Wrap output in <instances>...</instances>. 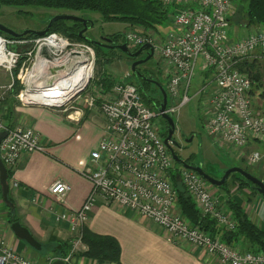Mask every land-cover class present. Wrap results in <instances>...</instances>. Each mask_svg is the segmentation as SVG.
<instances>
[{
	"label": "built area",
	"instance_id": "1",
	"mask_svg": "<svg viewBox=\"0 0 264 264\" xmlns=\"http://www.w3.org/2000/svg\"><path fill=\"white\" fill-rule=\"evenodd\" d=\"M156 1L165 10L175 8L170 17L174 30L164 35L161 44L134 32H128L124 40L127 46L135 49L150 45L152 56H157L166 66L168 81L164 113L173 118L195 96L208 95L206 101L202 98L205 102L203 123L212 143L225 147L229 155L247 166L264 169V113L261 106H255L250 95L252 82L249 75L238 68L248 59L264 61V27L232 40L228 19L230 0ZM190 3L196 4L197 8H180ZM26 44L31 45L28 52L11 49L13 45ZM21 57L25 60L17 77L21 79L22 88L15 97L19 105L42 106L66 113L68 108L72 109L70 104L75 97H79L89 84L95 51L91 45L71 41L59 33H47L32 40H12L0 35V76L10 79L7 85L0 84V109L12 89L13 73ZM198 60L201 71L209 70L212 75L189 97ZM26 65L30 67L25 69ZM80 65L89 70V77L71 98L55 102L58 101L56 98L46 97L43 89L50 88L61 71H74ZM40 66L41 71L33 74V70L40 69ZM93 96L87 106L97 109L105 118L106 135L90 153L89 166L80 172L91 184L85 202L76 211L55 216L57 222H68L73 233L70 252L63 259L65 264L79 251L82 228L98 198L147 218L172 237L217 257L222 264H264L263 253L241 252L212 238L177 211V194L171 173L177 174L203 216L226 230L235 228L230 214L224 210L219 197L208 189V184L194 171L173 161L154 123L155 118H161L158 110H151L144 104L134 84L116 81L110 92L102 97ZM1 113L0 132L5 131L6 136L0 142V159L8 171L15 167L22 154L40 152L43 147L32 130L7 128ZM253 143L262 145L263 150L251 149ZM169 145L171 147L172 142ZM68 191V185L61 181L53 182L48 188L49 195L59 204L63 203ZM0 264L33 263L15 254L0 239Z\"/></svg>",
	"mask_w": 264,
	"mask_h": 264
},
{
	"label": "crops",
	"instance_id": "2",
	"mask_svg": "<svg viewBox=\"0 0 264 264\" xmlns=\"http://www.w3.org/2000/svg\"><path fill=\"white\" fill-rule=\"evenodd\" d=\"M115 60L125 61L114 58L110 64ZM206 71L200 70L203 79ZM121 72V82H128L132 78L129 68L123 67ZM107 77L116 82L104 71V76L101 74L100 81L98 80L100 97L110 92V85L104 81ZM206 81L208 80L204 79L201 82ZM8 104L11 113L3 119L4 124L10 128L22 127L32 130L43 147V151L22 154L15 167L8 170L9 195L12 200V207L8 208L13 210L12 213L18 222L30 232L41 249L37 251L29 247L13 234L11 224L8 223V205L3 201L1 193L0 239L15 254L36 264H51L58 259L57 252L63 251L61 248L55 251V244L66 243L70 252V242L73 239L69 223L57 222L55 216L76 211L85 202L91 184L80 172L89 166L90 153L105 138L106 121L99 112L76 110L62 113L38 106L22 107L14 101ZM259 106L262 107L261 102ZM251 149L263 150V146L253 143ZM228 156L236 160L233 155ZM55 181L64 182L69 187L62 204L56 202L48 193L49 186ZM210 189L224 204L225 192L212 185ZM238 189V185L229 186L231 197L244 209L249 220L264 231L262 196L252 194L248 189ZM224 210L229 213L225 204ZM177 211L179 212L178 208ZM85 226L96 235L109 236L117 241L120 250L119 264H222L217 257L208 255L184 240L172 237L147 218L118 205L108 204L101 198L93 205ZM241 247L245 248L243 244ZM86 249L82 243L68 264H96L95 261L79 255Z\"/></svg>",
	"mask_w": 264,
	"mask_h": 264
},
{
	"label": "trees",
	"instance_id": "3",
	"mask_svg": "<svg viewBox=\"0 0 264 264\" xmlns=\"http://www.w3.org/2000/svg\"><path fill=\"white\" fill-rule=\"evenodd\" d=\"M3 6L12 8L34 7L45 10H58L74 13L80 11H89L97 13L103 22L123 23L131 27H140L145 31L148 30L154 32H158L159 27L170 23V17L173 14L170 9H163L160 3H158L156 0H0V8ZM243 13L246 19V23L244 25L245 28L249 29L253 26L264 27V0H248ZM234 20L237 22L235 18ZM236 24L238 25V22ZM82 27V24L79 22L59 20L52 24L48 34L59 33L72 41L85 42L93 47L96 59H102L105 64H110L114 57L110 55L111 52L108 53L104 52L103 50L109 48L92 45L90 42L78 37V33ZM0 35L12 40H32L37 38V36L32 34H27L19 38H11L10 36L1 32ZM119 36V34L111 35L108 38L114 42V44H118ZM123 43L124 42H122V44ZM11 49L20 53H25L31 49V45H13ZM137 49L138 48L134 50ZM24 60L25 58L21 57L18 61L16 69L14 70L13 86L10 91L11 96H15L22 88L20 80L17 78V73ZM238 68L241 72L249 75L252 82L250 95L252 96L255 91L258 92V98L262 104L261 109L264 113V86L261 85L260 82L261 76L256 69V61H244L239 65ZM136 70L141 76L146 75L147 79L142 80L140 78H136L135 75L132 74V78L128 81V83L134 84L137 87L142 101L147 107L154 111L158 110V107L161 103V95L159 93L158 87L152 81L157 82L162 86L160 78L157 76L155 77L153 71L150 69L141 70L140 68H136ZM147 71L149 73L144 74V72L147 73ZM204 75V79L207 80L208 78H211L212 72L206 71ZM105 82H107L109 85H112L113 80L107 77ZM4 101L0 109L2 112L1 117L3 116V118L11 113V111L9 112L10 105L8 104V101ZM5 125L10 129L9 125ZM184 161L187 164L196 166L192 163L191 155L188 156ZM197 165L199 166V164ZM237 166L239 167V165ZM242 169L250 173L248 168L243 167ZM223 172L224 171H222L221 176ZM9 178L10 172L7 171V183L9 182ZM260 180L264 182V179ZM171 181L177 194L176 206L180 214L193 226L208 233L212 238L219 239L235 248L239 247V249L242 251L264 254V231L256 227L249 220L244 209L233 197H231L229 190V186L238 185L239 189H248L252 194L258 195L253 184L235 173L231 174L222 186L217 187L218 190L224 191L226 194V197L224 198V204L235 224L234 230L229 231L218 226L214 220H211L200 213L187 190L180 183L176 173H171ZM7 198L10 203H12L10 195H8ZM8 207L9 206H7V208ZM8 210V223L11 224L15 221H18V219L12 213L13 210L10 208H8ZM82 243L87 249L79 255L95 261L96 264H119L120 250L119 245L114 238L96 235L90 232L88 228L84 226L82 228ZM241 244H243L245 248H242ZM59 248H61L63 251L57 252V257L58 259H63L69 252V249H67L68 246L66 243L59 242L55 244V251Z\"/></svg>",
	"mask_w": 264,
	"mask_h": 264
},
{
	"label": "rangeland",
	"instance_id": "4",
	"mask_svg": "<svg viewBox=\"0 0 264 264\" xmlns=\"http://www.w3.org/2000/svg\"><path fill=\"white\" fill-rule=\"evenodd\" d=\"M248 0H230L231 8L228 14L229 19V36L232 40L243 37L244 35L250 34L255 29L261 28V26H253L245 28L244 25L246 23L245 15L243 11L245 10L246 4ZM180 8H197L196 4L190 3L186 5H181ZM170 11L175 12L173 7H170ZM55 15H72L75 17H79L85 20H88V29L84 32L83 36L93 42H99L105 37H110L111 35H120L118 38V44L125 43L124 36L128 32L138 33L139 35L146 36L147 38H151L153 43L161 44L164 35L170 31H173L172 22L167 23L165 26L159 27L158 32L154 31H145L140 27H131L123 23L117 22H103L100 16L97 13L89 12V11H80V12H63V11H54V10H45L41 8L34 7H23V8H12V7H1L0 8V24L5 26L6 28L12 30L16 33L21 32H30V31H40L43 30L48 21ZM237 20V22L234 20ZM236 35V36H235ZM72 41V40H71ZM130 50H134L135 47L128 46ZM104 52H111L110 55L115 59L125 60L119 62V60H115L113 64L107 65L103 63L102 59L98 60L95 57V61L92 67L91 78L89 79V84L83 90L79 97H75V99L70 104V108H68L67 112L76 111V110H85V112H99L97 109H89L87 106L90 98L96 97L100 95V87L98 82L100 81L99 77L101 74L104 76V71L107 72L108 75H111L116 81H120L123 79L122 68L130 69L132 60L128 58L125 54L117 49H103ZM146 54H142L140 56V60L144 59ZM247 61H252V59H248ZM30 65H26V68H29ZM201 62L197 61L194 76L192 80V86L188 93L189 97H192L196 91H198L202 87V82L204 79L200 74ZM145 68L153 71L155 77L160 78V82L163 88L166 87L168 77H167V69L164 63L156 56H152L150 60L145 63ZM256 69L259 72L261 79V85L264 86V61H256ZM159 71V72H158ZM157 72V73H156ZM18 78V77H17ZM210 79V78H208ZM207 79V80H208ZM20 83H21V79ZM99 80V81H98ZM131 80V79H130ZM105 81V80H104ZM10 82L8 76L1 75L0 76V84L7 85ZM115 83V81H113ZM112 83V85H113ZM102 85V84H101ZM110 85V89L112 88ZM102 90V89H101ZM19 93V92H18ZM17 93V94H18ZM16 94V95H17ZM15 96H11L10 92L6 95L5 101L8 103L14 101V103L19 104ZM255 106L260 105V100L258 98V92H254L252 95ZM207 100L208 95H198L195 96L187 103L178 114L173 115V121L176 125V140L181 147V151L177 152V155L182 160H185L188 156H192V163L198 166H201L202 170L212 178L220 179L222 171L228 169L232 166L239 165L241 168H248L251 175L258 179H264V169L250 167L245 164V162H237L232 157L228 156V151L223 146H214L212 144L211 139L207 136L204 129V107L205 102L202 100ZM4 101V102H5ZM5 111V110H4ZM2 116V120H3ZM4 122V120H3ZM154 123L157 125L160 135H162L161 130L165 125V122L161 118H155ZM186 139V140H185ZM190 139V142L188 140ZM259 147V146H256ZM227 155H226V154ZM248 153V152H247ZM229 182V181H228ZM207 183V182H206ZM208 184V183H207ZM210 189V184H208ZM237 186V185H236ZM239 190V189H238ZM212 193L213 190L210 189ZM217 196V195H216ZM263 201L264 198L262 197ZM221 203L222 200L220 199ZM224 206V204L222 205ZM71 243V242H70ZM239 248V247H238ZM83 253V252H82ZM81 254V252H80ZM74 255V254H73ZM83 257V256H81ZM36 264V262H33Z\"/></svg>",
	"mask_w": 264,
	"mask_h": 264
},
{
	"label": "water",
	"instance_id": "5",
	"mask_svg": "<svg viewBox=\"0 0 264 264\" xmlns=\"http://www.w3.org/2000/svg\"><path fill=\"white\" fill-rule=\"evenodd\" d=\"M59 20H68V21H74V22H79L82 24V29L80 30V32L78 33V37L82 38L83 40H86L88 42H90L92 45H98V46H103L105 48H111V49H117L119 51H121L123 54H125L128 58L133 59L135 57H138L142 52H146V57L142 60H136L134 61L131 66H130V70L131 73L134 74L135 76H140L142 77L139 72L136 70V68L140 65L145 64L148 60L151 59L152 57V48L150 45L145 44L141 47H139L136 51L130 50L128 48V46L123 43V44H115L113 46H107L106 44H102L100 42H93L90 41L88 39H86L83 34L84 32H86V30L88 29V23L90 24V22L88 20L79 18V17H75L72 15H55L53 16L47 23L46 27L43 30L40 31H30V32H21V33H16L13 32L12 30L6 28L5 26L0 24V32L10 36L11 38H19V37H23L27 34H32L34 36L37 37H42L44 35H46L50 29V27L52 26L53 23H55L56 21ZM105 42L111 44L112 41L109 38H105ZM145 79V78H143ZM159 90V93L161 94V103L158 107V112L160 114V117L163 121H165V123L167 124V126L169 127V130L167 132V136L164 138V144L169 148L171 156L173 161L178 164L181 165L183 168L194 171L195 173H197L205 182H207L208 184L214 186V187H220L222 186L227 179L229 178V176L231 174H238L240 175L242 178H244L245 180H247L248 182H250L251 184L254 185L256 192L262 196L264 198V182L259 180L258 178H255L254 176H252L250 173L246 172L244 169H242L241 167L238 166H233L230 167L228 169H226L223 172V175L220 179H215L210 177L209 175H207L201 168V166H194L191 164H187L185 163L184 160H182L177 154H175L172 150V148L169 145L173 130L175 128V123L173 121V118L167 114L164 113L165 108H166V104H167V94L165 89L157 82L152 81ZM38 107H42V106H38ZM44 108V107H42ZM6 136V132L2 131L0 132V142L3 138H5ZM188 142H190V139L188 140ZM0 190H1V195L3 198V201L5 202V204H7L9 207H12V204L10 203V201L8 200V195H9V185L7 183V169L4 166V164L2 163L1 159H0ZM10 229L13 232V234L20 240L24 241L29 247L39 251L41 249L40 244L33 238V236L30 234V232L24 227L22 226L18 221H15L13 223H11L10 225ZM51 264H65V262L63 260H54Z\"/></svg>",
	"mask_w": 264,
	"mask_h": 264
},
{
	"label": "bare ground",
	"instance_id": "6",
	"mask_svg": "<svg viewBox=\"0 0 264 264\" xmlns=\"http://www.w3.org/2000/svg\"><path fill=\"white\" fill-rule=\"evenodd\" d=\"M35 70H33V74H38L41 71V66L40 69L36 68ZM61 74L63 75L61 76ZM88 77L89 70L82 65L74 71H61L60 77L53 82L52 86L43 89L45 90L44 94L46 93V97L56 98L58 101L55 100V102H63L66 98H71L77 92V89L88 80Z\"/></svg>",
	"mask_w": 264,
	"mask_h": 264
},
{
	"label": "flooded vegetation",
	"instance_id": "7",
	"mask_svg": "<svg viewBox=\"0 0 264 264\" xmlns=\"http://www.w3.org/2000/svg\"><path fill=\"white\" fill-rule=\"evenodd\" d=\"M105 38H108V37H105ZM105 38L104 39H102V40H100L99 42L100 43H102V44H108L107 46H113V45H115L114 44V42H112L111 44H109V43H107V42H105ZM111 49V48H110ZM133 51H136V50H133ZM142 54H146V52L144 51V52H142L138 57H135V58H133V59H131L132 60V62L131 63H133L134 61H136V60H140V56L142 55ZM137 68H140L141 70H146L147 68H145V64H143V65H140V66H138ZM149 72L147 71V73L146 72H144V74H148ZM136 78H140V79H142V80H144L143 78H145V79H147L146 78V75H142V77H140V76H135ZM165 122V121H164ZM168 130H169V127L167 126V124L165 123V125L162 127V130H161V133H162V137H163V139L167 136V132H168ZM176 132H177V130H176V125H175V128H174V130H173V133H172V136H171V139H170V142H172V145H171V148H172V150H173V152L175 153V154H177V152L179 153V151H181V147H180V145L178 144V142H177V140H176V136H175V134H176ZM186 140V139H185ZM179 156V155H178Z\"/></svg>",
	"mask_w": 264,
	"mask_h": 264
}]
</instances>
